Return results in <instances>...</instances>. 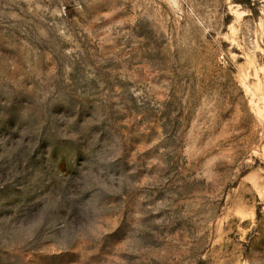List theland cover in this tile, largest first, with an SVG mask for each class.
<instances>
[{"label": "rangeland", "instance_id": "rangeland-1", "mask_svg": "<svg viewBox=\"0 0 264 264\" xmlns=\"http://www.w3.org/2000/svg\"><path fill=\"white\" fill-rule=\"evenodd\" d=\"M0 0V264H264V0Z\"/></svg>", "mask_w": 264, "mask_h": 264}, {"label": "trees", "instance_id": "trees-1", "mask_svg": "<svg viewBox=\"0 0 264 264\" xmlns=\"http://www.w3.org/2000/svg\"><path fill=\"white\" fill-rule=\"evenodd\" d=\"M236 2L241 3V4L249 3L248 5L250 9H254V6L252 5L251 0H237Z\"/></svg>", "mask_w": 264, "mask_h": 264}]
</instances>
